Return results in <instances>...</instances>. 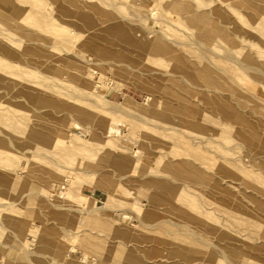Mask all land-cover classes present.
<instances>
[{
  "label": "rangeland",
  "instance_id": "1",
  "mask_svg": "<svg viewBox=\"0 0 264 264\" xmlns=\"http://www.w3.org/2000/svg\"><path fill=\"white\" fill-rule=\"evenodd\" d=\"M0 264H264V0H0Z\"/></svg>",
  "mask_w": 264,
  "mask_h": 264
},
{
  "label": "bare ground",
  "instance_id": "2",
  "mask_svg": "<svg viewBox=\"0 0 264 264\" xmlns=\"http://www.w3.org/2000/svg\"><path fill=\"white\" fill-rule=\"evenodd\" d=\"M200 6V5H199ZM201 11V10H200ZM74 32V31H73ZM73 32H72V34L71 35H73ZM65 39V38H64ZM69 41H67V42H70V41H72V40H70V39H68ZM74 43V42H73ZM72 43V44H73ZM74 45V44H73ZM199 61V60H198ZM206 63H204V65H205ZM59 66L58 65H53L51 68H49L48 70L51 72V71H54L51 75H45V77L44 78H47L48 80H52V83L49 81V82H47L48 84H47V88L48 89H52L53 87H56V86H59L58 84H57V79L58 78H61V74H60V72H59ZM73 71V70H72ZM180 97V96H179ZM183 102V101H182ZM231 257H233V256H231ZM226 261V260H225Z\"/></svg>",
  "mask_w": 264,
  "mask_h": 264
}]
</instances>
